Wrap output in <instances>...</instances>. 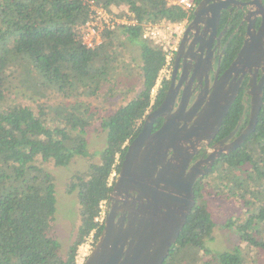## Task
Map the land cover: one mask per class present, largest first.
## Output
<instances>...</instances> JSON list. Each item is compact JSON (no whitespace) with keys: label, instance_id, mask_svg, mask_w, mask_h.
<instances>
[{"label":"trees","instance_id":"trees-1","mask_svg":"<svg viewBox=\"0 0 264 264\" xmlns=\"http://www.w3.org/2000/svg\"><path fill=\"white\" fill-rule=\"evenodd\" d=\"M94 1L109 11L129 8L139 25L105 31L103 43L91 50L82 43L90 17L87 0H0V104L14 76L44 99V83L32 71L53 85L63 101L50 109L42 107L40 113L23 104L0 106V264H76L86 238L95 231L96 243L102 234L104 225L95 219L112 192L115 177H111L120 167L117 154L122 160L124 144L137 136L148 112L165 96L167 81L151 104V91L166 55L160 46L143 40L142 24L183 22L187 13L168 7L165 0ZM117 34L141 49L140 87L129 89L136 95L101 118L107 133L101 161L75 174L68 185L70 192H77L80 224L63 257L59 241L49 233L56 213L54 175L38 160L62 167L87 153L84 135L96 114L90 113V104L77 100L84 92L95 97L106 86L107 55ZM71 99L74 103L68 102ZM233 112L225 121L226 131L237 123ZM211 173L216 174L203 186ZM207 176L196 184V204L163 264H246L239 250L217 252L209 247L216 222L205 202V187L210 196L242 202L246 217L237 223L229 219L227 226L235 228L252 248L264 250V237H258L264 234V97L254 132L241 148L223 155Z\"/></svg>","mask_w":264,"mask_h":264},{"label":"flooded vegetation","instance_id":"flooded-vegetation-1","mask_svg":"<svg viewBox=\"0 0 264 264\" xmlns=\"http://www.w3.org/2000/svg\"><path fill=\"white\" fill-rule=\"evenodd\" d=\"M194 1L196 6L175 40L163 98L173 85L175 103L172 114L182 125L192 127L198 121L207 120L189 169L205 162L212 153L225 150L227 145L237 139L249 121L252 92L262 84L264 91V0ZM226 109L227 114L216 130L217 121ZM154 110H150L147 115ZM232 111L237 123L226 131L223 127ZM165 121V117L158 118L152 133L158 131ZM141 131L124 144L122 160L117 154L116 160L120 167L115 181L130 145ZM223 155L215 161L212 170ZM205 168L206 165H203L202 169ZM209 173L200 177L196 184ZM136 197L137 193L129 191L111 200L110 194L106 201L107 215L115 206L118 219L123 216L128 218L130 211L125 205L130 206L131 212H136L139 207Z\"/></svg>","mask_w":264,"mask_h":264},{"label":"water","instance_id":"water-1","mask_svg":"<svg viewBox=\"0 0 264 264\" xmlns=\"http://www.w3.org/2000/svg\"><path fill=\"white\" fill-rule=\"evenodd\" d=\"M174 97L172 85L160 106L147 115L141 133L129 147L111 192V200L129 191L137 193L135 200L139 207L131 212L126 204L130 211L128 218L118 219L113 206L85 264H163L196 204L194 186L197 180L212 170L222 154L240 148L254 132L264 91L262 84L252 92L249 121L237 139L225 150L212 153L205 162L190 169L207 120L198 121L192 127L182 125L172 114ZM227 111H222L216 130ZM160 117H165L166 121L152 133ZM203 165H206L204 170Z\"/></svg>","mask_w":264,"mask_h":264},{"label":"rangeland","instance_id":"rangeland-1","mask_svg":"<svg viewBox=\"0 0 264 264\" xmlns=\"http://www.w3.org/2000/svg\"><path fill=\"white\" fill-rule=\"evenodd\" d=\"M118 9V8H117ZM120 10V9H118ZM115 36V44L108 52L107 76L104 82L106 86L95 97H87V93L81 95L77 101L79 104H90L91 112L95 113V120L92 126L87 128L84 137L87 140V153L75 156L67 166L57 167L53 162L38 160V164L54 175L56 191V213L51 223L50 236L57 239L61 245L60 254L66 257L71 247L80 224V206L77 192H70L68 185L73 176L77 173L86 172L91 164L101 161V155L106 147L107 133L101 125V118L111 114L116 108L131 100L136 93L128 92L129 89L140 87V67L143 65L141 49L138 45L129 42V38L118 39ZM101 64L98 63V66ZM38 82L43 84L44 99L34 94L30 89L22 85V80L14 76L8 83L5 90V101L1 107L14 104L28 106L35 113H40L41 108L49 106V109L63 102L59 93H55L54 86L43 78H39L35 71ZM86 95V96H85ZM74 99L68 102L74 103ZM66 102V101H65ZM88 108V107H87ZM87 117V116H86ZM216 173H211L202 182L206 186L209 178ZM204 198L209 211L211 212L216 227L214 229V241L208 243L213 251L234 252L239 250L246 259V264H264V250L249 246L239 237L235 228L227 226L229 219L236 223L244 219L245 210L241 201L237 199H227L224 196H210L206 187ZM259 238L264 237L258 236ZM212 264H220L218 261Z\"/></svg>","mask_w":264,"mask_h":264},{"label":"built area","instance_id":"built-area-1","mask_svg":"<svg viewBox=\"0 0 264 264\" xmlns=\"http://www.w3.org/2000/svg\"><path fill=\"white\" fill-rule=\"evenodd\" d=\"M90 8V17L85 24V30L82 34V43L88 49L95 50L103 43V33L108 30H114L121 26L136 27L139 25V20L135 13L129 8L123 7L118 10L106 9L104 6H99L94 0H87ZM168 7L178 8L187 13V18L183 22H171L163 20L153 23L146 22L142 24V38L145 41L151 42L160 46L166 55V63L160 71L156 84L151 91V104H154L158 95L159 89L168 79L170 73V64L174 55L176 46V37L180 35L181 28L189 20V16L193 12L196 4L194 0H165ZM116 173L112 174L115 177ZM112 181V180H111ZM110 181V185H111ZM107 216L106 201L101 203L100 213L95 219L96 223L104 225ZM95 245V231H93L80 246L76 255V264H85L93 247Z\"/></svg>","mask_w":264,"mask_h":264}]
</instances>
